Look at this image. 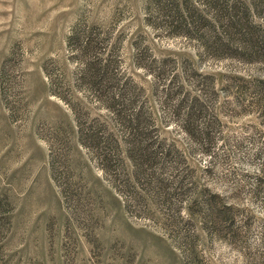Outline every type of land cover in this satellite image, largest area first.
<instances>
[{
  "label": "rangeland",
  "instance_id": "obj_1",
  "mask_svg": "<svg viewBox=\"0 0 264 264\" xmlns=\"http://www.w3.org/2000/svg\"><path fill=\"white\" fill-rule=\"evenodd\" d=\"M234 4L264 30V0H0V264H264V48L227 41Z\"/></svg>",
  "mask_w": 264,
  "mask_h": 264
},
{
  "label": "trees",
  "instance_id": "obj_2",
  "mask_svg": "<svg viewBox=\"0 0 264 264\" xmlns=\"http://www.w3.org/2000/svg\"><path fill=\"white\" fill-rule=\"evenodd\" d=\"M248 9H241L238 5H232L226 10V13L229 14V27L226 29L225 34L227 35V41H231V39L239 34L240 38L243 41V44L246 48L251 50H259L264 48V30H260L258 25L252 24L246 18V13L248 14ZM103 69L107 70V66L101 67L97 62H91L87 67V75L93 80V82H97V80L102 79L101 73L104 72ZM192 108L187 112V126L186 130L192 132V123L191 117H195L197 113H201L200 109L202 108L201 102L195 98L194 102L191 104ZM196 111V112H195ZM132 143L129 147V154L132 160L139 159L140 156L146 157L147 146H144L141 140V127H140V119L138 114L135 115L132 119ZM204 135H208L204 133ZM211 197V198H210ZM206 198L207 205L210 209V216L216 221V218L219 216L223 222H229L231 216V207L229 205H221L220 207H216V201L212 199L214 197L211 195ZM230 215V216H229ZM214 223V222H212ZM216 224V222H215ZM222 224V223H221Z\"/></svg>",
  "mask_w": 264,
  "mask_h": 264
}]
</instances>
